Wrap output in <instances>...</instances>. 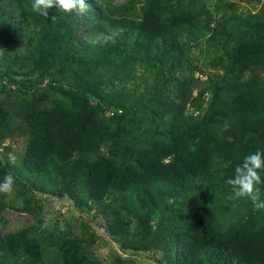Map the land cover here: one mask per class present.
Returning <instances> with one entry per match:
<instances>
[{
	"label": "trees",
	"instance_id": "trees-1",
	"mask_svg": "<svg viewBox=\"0 0 264 264\" xmlns=\"http://www.w3.org/2000/svg\"><path fill=\"white\" fill-rule=\"evenodd\" d=\"M173 1L129 0L130 5L147 11L142 27L137 28L139 36L131 41L132 22L116 21L106 13L111 0H85L87 12L66 13L54 7L48 17L32 11V0H0V40L15 36L21 25H31L29 34L35 41L22 58L16 53L10 58L11 48H3L7 80L21 75V70L37 78L45 72L62 87L58 81L69 79L68 88L78 91L71 96L73 104L81 111L76 115L57 105L34 111L31 106L22 114L11 100H2L1 128L14 120L26 127L24 168L28 174L57 178L64 167L80 164L65 186L53 193H69L76 184L82 189L80 199L98 204L114 193L134 190L140 203L138 215L146 208L150 211L145 213L157 210L163 217L178 207L182 235L175 264H202L208 254L219 264H264V210H256L247 199H228L230 188L221 178V174L231 177L245 156L264 151V9L215 23L205 7L196 9L190 1L172 6ZM162 7L167 18L159 22L155 16ZM28 10L34 25L23 19L29 16ZM78 31L84 37H101L82 41ZM203 38L207 53L211 49L224 53L213 66L220 65L225 75L193 98L192 80L173 82L172 74L186 69L187 46ZM159 56L164 64L156 63ZM136 67L144 72L139 78ZM147 73L154 79L142 88ZM244 75L247 80H242ZM12 82L19 88L29 85L24 77ZM170 82L174 88L164 89ZM118 85L125 87V96L113 93ZM187 105L195 109V115L187 114ZM139 139L144 147L135 148ZM7 173L0 167L1 179ZM43 190L40 187V192L51 194ZM7 209L0 194V264H98L69 242L56 251L44 246L36 238L37 220L18 231H7ZM11 210L36 218L41 205L25 201Z\"/></svg>",
	"mask_w": 264,
	"mask_h": 264
},
{
	"label": "rangeland",
	"instance_id": "rangeland-1",
	"mask_svg": "<svg viewBox=\"0 0 264 264\" xmlns=\"http://www.w3.org/2000/svg\"><path fill=\"white\" fill-rule=\"evenodd\" d=\"M128 1L111 0L109 11L106 13L116 21L130 20L132 24L129 25V28H133V30L129 36L131 41H135L140 34L137 28L142 27V21L146 20L147 11L140 7L135 8ZM188 1H190L191 7L196 9L201 6L205 7L215 23L233 16L256 15L264 9V0H174L172 6L182 3L185 6ZM164 9L162 7L156 12L155 18L159 22L167 18L166 12H163ZM5 10L7 11L3 5V11ZM28 14L29 16L27 15L23 19L33 24L31 22L33 16L29 10ZM20 28L22 30L14 32L15 36L0 40V102L11 100L22 114L28 111L31 106H35L34 111L40 109L47 111L54 105L63 109L69 108L76 115L81 114V111L75 106V100L71 97L73 93L78 94V91L76 88H68L69 79L58 81L64 86L62 87L58 86L45 72L41 71L40 74L43 77L37 78V74L26 75L25 71L21 70V75L14 76L12 80L21 82L24 77L29 81L28 89L19 88L18 83L7 80L5 73L8 68L2 59L3 48L6 46L11 48L10 58H13L15 53L22 58L31 51L35 42L30 35L32 34L31 25H21ZM93 28H98V26L94 25ZM77 36L82 41L88 38L95 41L101 37V35L95 34L84 37L79 31ZM204 38L202 40L195 39V42H191L187 46L188 56H185L187 59L183 62L187 66L186 69L181 73L172 74L173 82L182 80V78L192 80L191 84L193 83V85L190 89H193L191 93L193 98L200 90L218 84L225 75V71L220 65L213 66L220 57H224V53L222 51L217 53L215 49H211L214 53H207L209 51L206 49L205 43L207 38ZM198 42H202V44H196ZM176 59L179 58L176 57ZM156 63L164 64V58L156 57ZM11 70L16 69L11 67ZM143 73L142 68L136 67L137 78ZM168 74L167 72L164 78H167ZM146 76L147 82L141 85L142 88L148 87L145 85L150 84L154 79L151 74L147 73ZM247 78L248 75H244L242 80H247ZM230 79H233L234 82L237 81L236 75H232ZM50 83H52V87H49ZM172 88H174L172 82L164 87L166 90ZM59 89H62L67 96L59 94L61 92ZM161 89L163 90L162 87ZM112 90L114 94L118 92L120 97L125 96L123 94L125 87L121 85L114 86ZM162 93L164 94V91ZM205 97H207V93ZM90 100L92 101L93 97ZM25 102L28 103V106H24ZM109 108L115 110L113 107ZM186 112L195 115L193 113L195 109L189 105L186 107ZM104 117H107V114L104 113ZM25 129L26 127L24 128L18 120H14L13 123L6 121L4 130L0 125V167L16 177L14 191L8 195L2 194L9 208L4 214L7 231H18L36 223L37 220L36 238L41 239L42 244L50 250L56 251L61 243L69 242L77 249L80 248L83 256L85 253L89 260L98 264H175L176 254H178L181 243L179 238L182 235L178 227V224L182 226V214L178 207L167 211L163 217L162 213L157 210L145 213L150 211L146 208H143L144 213L139 212L138 215L137 207L140 206V203L138 204L134 190L114 193L113 197L111 196L108 200L104 199L98 204L85 203L84 198L80 199L82 189L76 184L69 190V193H53L65 186V183L76 173L75 170L80 164L71 163L64 167L57 178H52L49 174L44 176L38 173L36 175L28 174L24 168V154L29 140V137L25 135ZM141 147H144V144L139 139L135 148ZM9 154L14 159L10 160ZM143 157L144 155L141 154L140 158ZM0 180H2L1 177ZM54 181L57 183L56 186ZM46 186L53 189H47ZM40 187L44 188L43 192L51 194L40 192ZM157 197V195L153 197L155 202ZM25 201H36L41 205L40 214L36 218L25 211L11 210L12 208H21ZM168 234L172 235L173 239H169ZM202 264H219V261L208 254L204 256Z\"/></svg>",
	"mask_w": 264,
	"mask_h": 264
},
{
	"label": "clouds",
	"instance_id": "clouds-1",
	"mask_svg": "<svg viewBox=\"0 0 264 264\" xmlns=\"http://www.w3.org/2000/svg\"><path fill=\"white\" fill-rule=\"evenodd\" d=\"M32 11L44 17L49 16V10L57 8L66 13L73 10L87 12L89 5L85 0H32ZM56 17H52L54 22ZM10 160L14 159L9 154ZM264 151L257 149L256 151L245 156L241 163L235 169L231 177L224 179L226 186L230 188L228 199L238 201L240 199L250 200L256 210H264ZM16 185V177L11 173L5 174L0 180V194L8 195L14 191Z\"/></svg>",
	"mask_w": 264,
	"mask_h": 264
}]
</instances>
